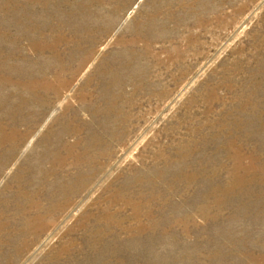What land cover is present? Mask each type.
<instances>
[{"label": "rangeland", "instance_id": "obj_1", "mask_svg": "<svg viewBox=\"0 0 264 264\" xmlns=\"http://www.w3.org/2000/svg\"><path fill=\"white\" fill-rule=\"evenodd\" d=\"M0 264H264V0H0Z\"/></svg>", "mask_w": 264, "mask_h": 264}]
</instances>
